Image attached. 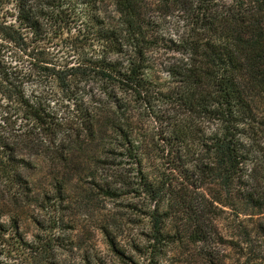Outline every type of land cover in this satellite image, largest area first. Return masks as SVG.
<instances>
[{
    "label": "trees",
    "instance_id": "1",
    "mask_svg": "<svg viewBox=\"0 0 264 264\" xmlns=\"http://www.w3.org/2000/svg\"><path fill=\"white\" fill-rule=\"evenodd\" d=\"M2 4L0 162L28 189L18 167L43 148L55 174L42 195L53 214L26 244L42 264H115L77 259L66 237L68 199L85 184L87 202L127 211L99 226L123 264L182 249L224 264L225 243L244 257L235 264L264 261V222L237 221L264 214V0ZM124 225L140 228L125 240L134 254L117 238Z\"/></svg>",
    "mask_w": 264,
    "mask_h": 264
},
{
    "label": "rangeland",
    "instance_id": "2",
    "mask_svg": "<svg viewBox=\"0 0 264 264\" xmlns=\"http://www.w3.org/2000/svg\"><path fill=\"white\" fill-rule=\"evenodd\" d=\"M11 5L2 4L0 9L4 11ZM10 18V17H8ZM3 103V100H0ZM25 121H18L16 126L25 127ZM5 135L0 132L1 135ZM7 136V135H5ZM4 138V137H3ZM44 145L46 139H43ZM45 149L41 148L35 152L31 166L18 167L21 178L27 182L28 189L25 185L17 181L15 172L12 167L0 162V264H42V257L31 253L26 244L30 242L34 234L44 233L43 225L48 223L49 216L53 214L54 200H45L42 195L51 191V178L55 175L54 169L50 168L42 162L46 155ZM24 157H26L24 155ZM72 189L73 186H72ZM78 194L72 199H68L71 203L70 210L64 211L63 218L71 219V229L65 232L68 240L74 241L73 254L78 256L84 253L96 251L105 260H110L115 264H123L117 256L111 251L105 235L100 230V224L109 215L123 214L127 212L123 207L117 206L122 201H114L104 198L95 197L94 202H87V184L78 186ZM52 193H48L51 195ZM220 219L222 232L228 239L231 235L227 228V223L232 220L230 210L223 208ZM134 217V216H132ZM140 219L139 217H134ZM245 225L251 226L256 222H264V214L245 218L240 216L237 221ZM43 225H40V223ZM141 226V225H140ZM139 226L124 225L121 231H118L117 238L123 245L126 253H133L125 240L130 237L137 238L139 234ZM58 229L55 234L58 233ZM78 243V244H77ZM221 254L224 264H235L237 260H244V257L237 255L236 250L228 243L221 246ZM194 255L195 251L176 250L169 253V258L164 260L162 264H195L189 254ZM134 254V253H133ZM136 254V253H135ZM137 258V256H136ZM239 264V263H238ZM252 264H264V261H257Z\"/></svg>",
    "mask_w": 264,
    "mask_h": 264
}]
</instances>
